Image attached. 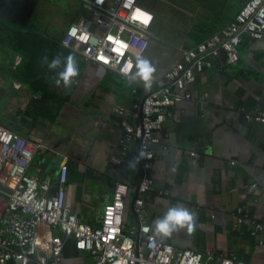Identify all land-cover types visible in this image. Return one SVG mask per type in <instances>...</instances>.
Masks as SVG:
<instances>
[{"label": "crops", "instance_id": "0c3cea01", "mask_svg": "<svg viewBox=\"0 0 264 264\" xmlns=\"http://www.w3.org/2000/svg\"><path fill=\"white\" fill-rule=\"evenodd\" d=\"M142 4L155 14L153 35L142 53L155 67V84L181 60L183 49L197 44V38L189 35L194 22H185L184 27L180 18L175 25V44L170 43L156 27L157 6ZM6 39L0 42V97L8 100L4 112L13 118L4 115L0 121L25 132L29 128L19 120L33 93L12 77L11 68L21 56L12 59ZM239 55L234 63L216 60L189 87L193 98L169 108L158 132L161 142L150 171L154 186L145 208L153 230L170 206L190 209L192 231L185 226L167 236L155 232L177 248L264 264V124L244 116V110L264 109V40L243 33ZM81 59L78 85L58 119L37 123L29 130L30 136L41 138L46 145L36 153L29 171L39 180H47L54 191L61 165L67 164L66 203L79 211L83 221L99 225L116 182L126 181L134 187L143 177L141 168L130 159L138 152V144L132 141L125 148V133L114 106L132 105L146 89L142 80L129 84L126 75ZM220 63H224L222 67ZM122 156L125 160L118 163ZM253 183L256 188L250 190ZM134 195L132 191L131 197ZM130 204L128 201L126 219L128 225H134ZM243 214L247 217L240 221ZM254 220L263 225L256 232ZM209 263L216 264L217 258ZM61 264H97V260L67 239Z\"/></svg>", "mask_w": 264, "mask_h": 264}, {"label": "built area", "instance_id": "2783aa9c", "mask_svg": "<svg viewBox=\"0 0 264 264\" xmlns=\"http://www.w3.org/2000/svg\"><path fill=\"white\" fill-rule=\"evenodd\" d=\"M82 4L91 16L68 26L63 45L78 52L86 62L119 72V65L115 69L111 66L118 56L113 51L118 39L127 45L120 63L132 58L134 68V53L142 54L153 35L154 12L139 0H83ZM137 9L150 14L147 24L135 18ZM243 33L264 40V0L246 1L221 30L183 49L181 60L132 105L115 104L114 111L125 133V148L132 141L138 144V152L130 159L141 168L143 177L134 187L126 181L116 182L113 199L105 204L99 225L83 221L79 211L66 203L67 164L61 165L54 191L47 180L30 173L36 153L46 148L44 140L0 122V264H61L67 239H72L77 249L89 251L97 264H210L214 258L216 264H256L211 251L177 248L159 239L145 208L154 186L150 171L161 142L158 132L164 127L169 108L193 98L189 87L199 73L214 67L216 60L224 58V63H234L239 59ZM83 36L87 39H81ZM109 36L114 39L109 40ZM101 52L110 57L109 63L97 59ZM244 116L264 124V109L244 110ZM124 160L122 156L117 162ZM255 188L253 183L250 190ZM128 201L134 225L127 223ZM246 217L243 214L240 221ZM253 222L254 232L262 228L261 222Z\"/></svg>", "mask_w": 264, "mask_h": 264}, {"label": "trees", "instance_id": "16d2710c", "mask_svg": "<svg viewBox=\"0 0 264 264\" xmlns=\"http://www.w3.org/2000/svg\"><path fill=\"white\" fill-rule=\"evenodd\" d=\"M41 1L0 0V30L5 32L8 38L12 59L14 60L17 55L21 56L19 63L11 68V75L21 85L30 88L33 93L19 120L20 124L29 130L40 122L54 123L64 105L71 100L79 82L78 73L76 77H73L70 86L65 87L62 80L57 84L58 72L63 68V63L56 68H49L48 62L55 56L63 58L72 52L78 61L79 70L83 64L80 54L63 45L62 36H48L33 23V17ZM192 1L195 3V0ZM217 1L218 12L205 11L202 17L204 22L195 23L194 21L193 32L189 35L191 38L196 37L197 43L219 31L227 21L236 16L248 0ZM44 57L48 60L45 61ZM0 122L7 125L3 121ZM13 129L30 136L29 130L24 132L18 127Z\"/></svg>", "mask_w": 264, "mask_h": 264}, {"label": "rangeland", "instance_id": "374dc122", "mask_svg": "<svg viewBox=\"0 0 264 264\" xmlns=\"http://www.w3.org/2000/svg\"><path fill=\"white\" fill-rule=\"evenodd\" d=\"M140 2L157 6L160 14L156 18V27L159 31L163 30L162 35L167 39L169 38L172 44H175L173 42L174 38L177 37L174 36L176 33L175 25L180 21V18L183 19L180 21L181 26H184L185 22L190 24L194 21L195 23H202L205 21L202 18L205 11L218 12L219 10L216 7L218 5L217 0L207 2L195 0V3L192 0H140ZM199 15L200 17H198ZM85 16H91V13L83 7L81 0H42L33 17V23L39 26L48 36L63 37L65 30L73 21ZM6 40L5 33L0 32V42L3 43ZM0 106V117L7 115L13 118V114H6V107L8 106L6 98L0 97Z\"/></svg>", "mask_w": 264, "mask_h": 264}, {"label": "clouds", "instance_id": "9594fccd", "mask_svg": "<svg viewBox=\"0 0 264 264\" xmlns=\"http://www.w3.org/2000/svg\"><path fill=\"white\" fill-rule=\"evenodd\" d=\"M134 16L135 18L143 21L145 24H147L150 19L149 13L143 12L139 9L136 10ZM71 31L75 33L76 29L73 28ZM81 39H87V37L83 36ZM108 39L113 40L114 38L109 36ZM115 45L116 46L113 51L117 53L118 56L111 66L115 69L117 65H119V72L127 76L129 84L134 81L142 80L144 88L149 89L154 80L153 74L155 72V67L153 63L141 53L136 52L134 53L135 71H132V58H129L123 64L120 63V57L123 55L127 45L118 39L115 40ZM97 59L104 61L105 63L110 62V57L105 55L103 52L98 55ZM44 60L47 61L48 58L44 57ZM62 63L63 68L58 72V79L56 80V83L59 84L62 80L65 87H68L73 82V77H76L79 73L78 61L75 55L70 52L63 58L55 56L50 62H48V67L56 68ZM155 225L156 227L154 231L165 236L170 235L173 231L184 228L185 226L188 231H192L194 228V214L189 208L177 204L170 206L164 215L156 220Z\"/></svg>", "mask_w": 264, "mask_h": 264}, {"label": "water", "instance_id": "95a60500", "mask_svg": "<svg viewBox=\"0 0 264 264\" xmlns=\"http://www.w3.org/2000/svg\"><path fill=\"white\" fill-rule=\"evenodd\" d=\"M127 207H128V204H127Z\"/></svg>", "mask_w": 264, "mask_h": 264}]
</instances>
